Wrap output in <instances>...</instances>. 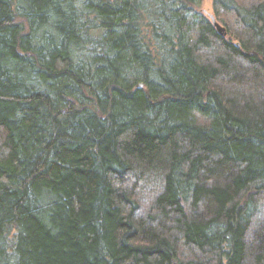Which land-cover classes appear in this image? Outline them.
Segmentation results:
<instances>
[{"label": "trees", "instance_id": "16d2710c", "mask_svg": "<svg viewBox=\"0 0 264 264\" xmlns=\"http://www.w3.org/2000/svg\"><path fill=\"white\" fill-rule=\"evenodd\" d=\"M0 0V264H264V0Z\"/></svg>", "mask_w": 264, "mask_h": 264}, {"label": "rangeland", "instance_id": "374dc122", "mask_svg": "<svg viewBox=\"0 0 264 264\" xmlns=\"http://www.w3.org/2000/svg\"><path fill=\"white\" fill-rule=\"evenodd\" d=\"M202 9L206 12H209L210 15H214V8H213V3H212V0H206L203 4V7ZM216 18V17H215ZM217 20V19H216Z\"/></svg>", "mask_w": 264, "mask_h": 264}, {"label": "water", "instance_id": "95a60500", "mask_svg": "<svg viewBox=\"0 0 264 264\" xmlns=\"http://www.w3.org/2000/svg\"><path fill=\"white\" fill-rule=\"evenodd\" d=\"M211 20L213 21L214 25L218 29L221 35L225 36L226 35V29L220 25V23L217 22L215 16L211 15Z\"/></svg>", "mask_w": 264, "mask_h": 264}]
</instances>
